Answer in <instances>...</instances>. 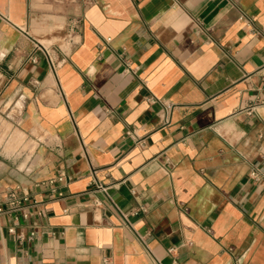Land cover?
<instances>
[{
	"label": "crops",
	"instance_id": "1",
	"mask_svg": "<svg viewBox=\"0 0 264 264\" xmlns=\"http://www.w3.org/2000/svg\"><path fill=\"white\" fill-rule=\"evenodd\" d=\"M252 167L264 0H0V264H264Z\"/></svg>",
	"mask_w": 264,
	"mask_h": 264
},
{
	"label": "built area",
	"instance_id": "2",
	"mask_svg": "<svg viewBox=\"0 0 264 264\" xmlns=\"http://www.w3.org/2000/svg\"><path fill=\"white\" fill-rule=\"evenodd\" d=\"M50 63L53 65V62L51 60ZM156 100L157 99L153 97L148 98V101L150 102H154ZM163 105H164V114L162 118L164 122H167L168 121L167 111L170 108V104L164 103ZM248 176L252 181V183L256 185L264 186V172H261L257 167H252L249 171ZM56 178L58 180H62L63 176L58 175ZM28 200H29V196L26 193L25 189H21L20 192L18 191L17 188L0 191V215L8 212H16L21 210L28 202ZM12 231H13L12 227L8 228V232H12ZM208 231L210 230L208 229ZM173 250H174L173 247L168 248L169 253H172ZM155 264H161V263L157 261ZM170 264H179V263L175 259H173Z\"/></svg>",
	"mask_w": 264,
	"mask_h": 264
}]
</instances>
